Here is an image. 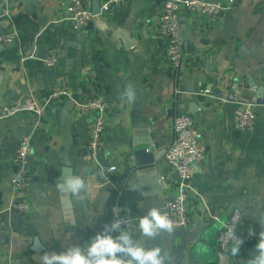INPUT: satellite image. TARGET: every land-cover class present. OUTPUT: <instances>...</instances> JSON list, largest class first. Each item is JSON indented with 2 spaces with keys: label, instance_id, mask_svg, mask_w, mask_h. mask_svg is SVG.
Listing matches in <instances>:
<instances>
[{
  "label": "crops",
  "instance_id": "obj_1",
  "mask_svg": "<svg viewBox=\"0 0 264 264\" xmlns=\"http://www.w3.org/2000/svg\"><path fill=\"white\" fill-rule=\"evenodd\" d=\"M72 1L12 0L9 7L0 0V34H17L11 46L0 42V112L22 96L43 105L55 87L67 92L48 103L41 118L30 112L0 118V264H40L44 252L84 245L113 221L115 205L135 217L152 207L161 210L176 193V173L165 154L174 137V117L181 112L193 116L206 147L205 158L194 167L198 192L190 198L192 223L147 241L138 222L123 228L148 247L169 250L174 264H247L264 230L259 222L264 219V0H234L217 18L182 12L187 47L179 70L169 66L168 40L159 30L163 0H127L80 29L67 9ZM84 1L91 9L92 0ZM39 45L60 52L54 66L38 56ZM129 83L137 91L133 105L119 98ZM99 94L110 102L100 165L89 156L92 116L78 114L75 107L77 100ZM193 101L200 107L197 116ZM246 101L255 103L253 130L233 125L235 110ZM29 132L32 182L17 191L11 184L14 155ZM147 138L156 145V162L138 165L132 145ZM113 163L117 170L107 173ZM68 168L89 184L81 199L56 189ZM130 180L139 191L128 190ZM25 195L32 206L29 216L11 209ZM232 206L243 210V225L256 233L235 257L231 249L217 247ZM202 232L209 241L205 249L197 242ZM35 235L43 244L40 252L32 249Z\"/></svg>",
  "mask_w": 264,
  "mask_h": 264
},
{
  "label": "built area",
  "instance_id": "obj_2",
  "mask_svg": "<svg viewBox=\"0 0 264 264\" xmlns=\"http://www.w3.org/2000/svg\"><path fill=\"white\" fill-rule=\"evenodd\" d=\"M5 5H10L12 0H3ZM127 0H103L101 2V12L93 14L84 0H74L68 4V11L73 13L70 18L74 22L76 29L83 28L94 20L97 16L108 14L113 9L119 8ZM234 2V0H163V8L159 17V30L168 40L167 59L173 70H179L186 53L187 39L183 33L180 14L182 12L200 13L205 16L217 18ZM10 7V6H9ZM6 8L9 16L11 9ZM16 32H6L0 34V42L14 40ZM40 40V33L33 39L36 47ZM35 56V53H32ZM24 58V57H23ZM60 59V52L55 48H49L45 62L48 66H54ZM67 92L55 87L45 104H39L32 96H22L16 102L5 105L0 118H8L20 112H30L35 117L41 118L43 112L51 101L60 100L61 96ZM255 103L246 101L243 106L235 110L233 125L239 130H253L256 124ZM76 112L81 115L92 116L88 128V149L90 159L100 165V153L105 142V131L110 115V102L104 95H95L85 99L77 100ZM174 137L168 147L165 158L176 173V193L167 198L161 211L166 213L175 222L176 228H187L192 223V214L189 209L190 198L193 193H197L192 178L194 167L206 156V147L201 141L200 129L195 123L193 116L189 112L178 113L173 121ZM32 132L23 134L20 138L17 150L14 155V163L17 166L15 174L11 178V184L17 191H25L32 182V175L28 166L32 153ZM118 166L113 163L105 168V171L112 173ZM11 209L23 216L32 213V206L27 199L17 198L11 205ZM131 218L132 223L138 222V217L129 216L120 205L114 206L113 221L121 218ZM243 210L238 206H232L229 216L224 222L219 233L217 247L221 251H228L232 248L234 241L231 235H237L244 243L241 247L252 244L256 240V233L251 228L243 225ZM112 221V222H113ZM124 224L122 227L128 226ZM249 231L255 235H249Z\"/></svg>",
  "mask_w": 264,
  "mask_h": 264
},
{
  "label": "clouds",
  "instance_id": "obj_3",
  "mask_svg": "<svg viewBox=\"0 0 264 264\" xmlns=\"http://www.w3.org/2000/svg\"><path fill=\"white\" fill-rule=\"evenodd\" d=\"M119 98L133 105L137 101V91L132 84L126 85L119 93ZM56 189L67 197L83 198L82 193L89 191V184L81 175H64L56 181ZM129 191H139L140 185L134 180L128 182ZM140 235L147 240H156L162 234L172 236L175 232V222L159 208H150L143 216L138 217ZM264 228V219H259ZM131 224V218L117 219L110 224L101 226L84 245L74 244L63 251L44 252L40 257V264H174V257L169 250L159 244L148 247L146 243L134 237L131 231L122 225ZM116 233V235H113ZM249 235H255L249 231ZM234 244L230 250L232 256H238L244 241L231 235ZM255 255L248 259L247 264H264V230L259 233L258 243L255 245Z\"/></svg>",
  "mask_w": 264,
  "mask_h": 264
},
{
  "label": "water",
  "instance_id": "obj_4",
  "mask_svg": "<svg viewBox=\"0 0 264 264\" xmlns=\"http://www.w3.org/2000/svg\"><path fill=\"white\" fill-rule=\"evenodd\" d=\"M91 10L93 14H99L101 12V0H92ZM70 16H73V13H70ZM92 23L93 21H90L89 26H91ZM16 42H17V39L10 40L9 44L11 46ZM128 43H129V46H131L134 43V40L129 39ZM38 50H39L38 56L45 59L47 57L49 48L45 45H39ZM234 90L235 89H233V91L231 92V95H234V92H235ZM192 105H193L192 112L195 114V116H197V111L200 107L194 101L192 102ZM157 143L161 144V139H158ZM155 150H156V145L151 138H147L140 143H133L132 145V154L135 157L136 163L138 165L154 164L156 162L155 161V157H156ZM68 169H63V170L64 172H67L69 175H73V168H68ZM29 229L31 230L32 233L36 231V228L33 225L29 226ZM204 233L205 232H202L198 237L197 242H198L200 249H205L206 247L209 246L207 235ZM42 247H43V244L41 243L39 236L35 235L32 249L37 252H40Z\"/></svg>",
  "mask_w": 264,
  "mask_h": 264
}]
</instances>
